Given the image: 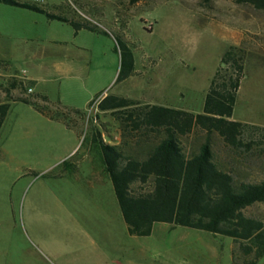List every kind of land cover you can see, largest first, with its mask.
I'll use <instances>...</instances> for the list:
<instances>
[{
	"label": "rangeland",
	"instance_id": "obj_1",
	"mask_svg": "<svg viewBox=\"0 0 264 264\" xmlns=\"http://www.w3.org/2000/svg\"><path fill=\"white\" fill-rule=\"evenodd\" d=\"M19 1L93 30L0 3V101L9 78L32 76L31 84L10 88L9 95L31 96L73 124L69 130L28 103L9 101L0 126V264H246L231 237L218 233L158 222L148 236L128 235L121 218H107L97 206L104 189L83 184V169L64 170L60 162L77 158L90 126L78 118L91 117L104 96L142 106L161 92L163 105L200 112L209 79L231 44L242 50L244 75L229 119L264 126V10L234 0ZM122 44L134 75H122ZM51 61L71 68L57 71ZM113 128L120 132L118 124ZM208 138L214 160L233 169L235 180L264 178V144L233 152L216 133ZM204 139L202 131L182 137L183 150H196ZM242 212L264 222L260 202ZM112 236L120 242L115 250ZM253 264H264V254Z\"/></svg>",
	"mask_w": 264,
	"mask_h": 264
},
{
	"label": "trees",
	"instance_id": "obj_2",
	"mask_svg": "<svg viewBox=\"0 0 264 264\" xmlns=\"http://www.w3.org/2000/svg\"><path fill=\"white\" fill-rule=\"evenodd\" d=\"M234 1L264 10V0ZM0 3L67 22L74 30H93L86 22L69 20L32 2L0 0ZM122 47L127 56L122 75L128 76L134 74V67L129 50L123 44ZM219 62L198 113L156 104L140 106L135 100L120 96L99 98L97 109L110 110L118 120L122 139L119 144H109L101 140L98 130L90 129V147L100 153L129 234L148 235L158 222L218 233L231 237L241 251L243 263L253 264L264 254V222L242 210L255 202L264 204V178L235 180L233 169L221 167L214 160L208 136L216 133L233 152L240 146L248 150L252 143L264 144V126L229 119L244 75L242 50L228 45ZM31 82L16 77L8 79L5 99L0 101V126L11 100L28 103L42 115L72 128V122L62 111L51 112L31 96L9 95L8 89H22ZM194 131L204 132L205 139L196 150L185 152L181 138ZM157 133L159 137L155 136ZM135 136L139 138L129 139ZM60 164L64 170L71 168L66 159Z\"/></svg>",
	"mask_w": 264,
	"mask_h": 264
},
{
	"label": "crops",
	"instance_id": "obj_3",
	"mask_svg": "<svg viewBox=\"0 0 264 264\" xmlns=\"http://www.w3.org/2000/svg\"><path fill=\"white\" fill-rule=\"evenodd\" d=\"M69 64H70L69 62L51 61L50 66L57 71L59 70L63 71V70H67L71 68ZM22 77L27 80H32V81L35 80L34 77L32 76L23 75ZM134 83H135V86L139 85V87H142L140 84H138V82H134ZM30 88L32 91L31 86ZM151 98L152 99H149L145 104H156V105H161V106H166V107L168 106V105H163L165 98L163 95H161V92L158 96H151ZM90 106L91 104H89L88 110ZM90 111H92V116L88 117L87 120L83 118V115H80L78 118L79 123L83 124L84 121L87 123L89 121L90 126L88 127V135H86L87 140L84 144L83 149H81L76 159L69 162L71 164L70 170L76 171L77 168L83 169L84 170L83 172H85V175L82 180V183L83 184L91 183L92 185L97 186V188H102L105 191L106 197L104 196V197H101L100 199H97V203H96L97 206L101 209V211L104 212L107 218H113V219L121 218L122 219V216L116 204L111 182L103 170V164L101 161L100 153L94 146L90 147L91 135L89 133L90 129L98 130L100 133L101 140L103 142H106L109 144H119L122 139L120 132L114 131V128H113V125L118 124V120L114 117V115L110 113V110H98L96 107V103L95 105L91 107ZM66 128L69 130H72V128H68V127ZM73 147H74V143H71V145L67 146L68 148L67 154L73 150ZM101 193L103 196L104 192L102 191ZM125 232L128 235H131L127 232L126 225H125ZM151 232H152V228L148 235H150ZM148 235H145V236H148ZM133 236H136V235H133ZM113 237L114 236H112L109 243L112 244V247L115 250L119 248L118 245H120V242H117ZM1 249L2 248H0V258H1V253H2Z\"/></svg>",
	"mask_w": 264,
	"mask_h": 264
},
{
	"label": "built area",
	"instance_id": "obj_4",
	"mask_svg": "<svg viewBox=\"0 0 264 264\" xmlns=\"http://www.w3.org/2000/svg\"><path fill=\"white\" fill-rule=\"evenodd\" d=\"M27 91H31V88L30 87H27V89H26Z\"/></svg>",
	"mask_w": 264,
	"mask_h": 264
}]
</instances>
